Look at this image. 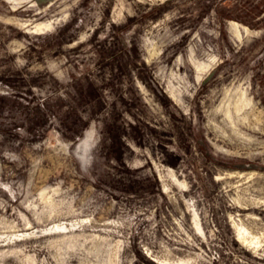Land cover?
Returning a JSON list of instances; mask_svg holds the SVG:
<instances>
[{"label":"rangeland","instance_id":"rangeland-1","mask_svg":"<svg viewBox=\"0 0 264 264\" xmlns=\"http://www.w3.org/2000/svg\"><path fill=\"white\" fill-rule=\"evenodd\" d=\"M0 264H264V0H0Z\"/></svg>","mask_w":264,"mask_h":264},{"label":"bare ground","instance_id":"bare-ground-1","mask_svg":"<svg viewBox=\"0 0 264 264\" xmlns=\"http://www.w3.org/2000/svg\"><path fill=\"white\" fill-rule=\"evenodd\" d=\"M91 135L92 134H90V133H87V138L83 141V143H81V145H79L78 147H77V151L78 150H82V149H84L85 148V146L87 147L88 146V141H90L91 142ZM89 147V146H88ZM60 228V227H59Z\"/></svg>","mask_w":264,"mask_h":264}]
</instances>
